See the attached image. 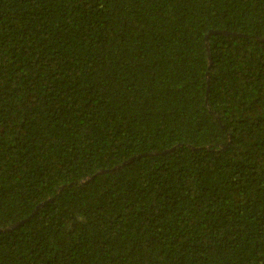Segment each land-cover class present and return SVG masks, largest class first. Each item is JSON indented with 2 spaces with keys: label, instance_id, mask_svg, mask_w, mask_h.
Listing matches in <instances>:
<instances>
[{
  "label": "trees",
  "instance_id": "trees-1",
  "mask_svg": "<svg viewBox=\"0 0 264 264\" xmlns=\"http://www.w3.org/2000/svg\"><path fill=\"white\" fill-rule=\"evenodd\" d=\"M0 264H264V0H0Z\"/></svg>",
  "mask_w": 264,
  "mask_h": 264
},
{
  "label": "water",
  "instance_id": "water-1",
  "mask_svg": "<svg viewBox=\"0 0 264 264\" xmlns=\"http://www.w3.org/2000/svg\"><path fill=\"white\" fill-rule=\"evenodd\" d=\"M205 39H206V37H205ZM17 223H18V222H17ZM17 223H15V224H13V225H11V226H8V227L6 228V230L12 228V227L15 226Z\"/></svg>",
  "mask_w": 264,
  "mask_h": 264
}]
</instances>
